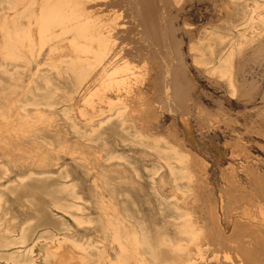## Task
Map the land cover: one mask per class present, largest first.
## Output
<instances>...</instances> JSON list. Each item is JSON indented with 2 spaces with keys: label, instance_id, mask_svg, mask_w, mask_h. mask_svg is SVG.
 <instances>
[{
  "label": "rangeland",
  "instance_id": "rangeland-1",
  "mask_svg": "<svg viewBox=\"0 0 264 264\" xmlns=\"http://www.w3.org/2000/svg\"><path fill=\"white\" fill-rule=\"evenodd\" d=\"M257 2L261 4L264 0H249L250 7ZM151 5L148 9L152 14ZM164 6L175 16L171 20L179 28L176 34L183 40L185 57L196 79L193 110L201 120L190 116L193 139L168 110L160 108L156 110L158 118L148 122L147 131H143L148 136L143 137V142L133 137V128L123 129L119 117L107 110L95 113L93 127H87L88 133L94 128L92 136L77 134L60 109L69 108L78 92L68 74H58L48 65L51 48H45L29 66L7 62L0 53V69L8 71L6 75L0 74L2 109L12 107L18 98L31 97L29 87L40 95L51 87V93L60 99L68 96L74 99L59 103V111L52 116L47 133L56 148L47 154L45 167L46 175L57 177L59 170L66 167L73 176L79 197L70 200L74 204L70 210L80 221L51 202L52 195L61 197V202L70 198L61 190L58 180L46 184V192L43 185H33L19 193L0 186V223L15 230L30 226L31 231L43 235L33 249V264H46V249L53 245L49 238L52 234L59 237L67 234L70 240L83 244L90 254L89 264H101L102 260L103 264L115 262L121 250L108 227V219L113 215L121 221L122 232L128 230L146 237L159 250L161 264H182L195 258L196 243L181 232L185 219H190L201 231L197 244L208 251V256L212 252L234 254L245 249L251 264H264V240L258 239L264 238V192L250 176L255 175L264 185V26L258 23V10L251 14L254 17L251 25V15L243 14V0H179L177 4L165 1ZM58 44L60 51L54 52L58 55L56 60L67 59L71 52L66 41ZM190 44L193 50L189 49ZM192 54L201 59L198 66ZM226 59L232 71L231 82L219 69ZM42 75L50 78L48 85ZM250 81L255 82L254 89ZM141 89L148 90L149 84ZM174 136L184 141L183 147L190 156L197 158V165L191 166L192 180L177 177L168 168L166 159L177 164L168 147L169 143L177 144ZM15 152V156L6 154L0 148V160L12 172L8 180L0 181L5 186L26 173L18 169L22 159ZM96 182L107 183L110 188L98 193ZM34 189L38 192L34 193ZM101 195L110 205L105 209L107 214L100 206ZM25 198L34 201L35 206ZM221 203L232 207L229 228L222 218ZM245 206L253 210L254 219L242 215L240 207ZM240 218L249 223L236 227ZM62 221L71 229H63ZM163 238L187 249L172 252ZM4 250L5 257L17 251L15 246ZM101 251H106L107 257L99 261ZM138 257L154 262L146 245L139 250ZM67 259L68 264L78 261L74 257ZM129 259L131 264L137 261L135 255ZM6 263L13 264L11 260Z\"/></svg>",
  "mask_w": 264,
  "mask_h": 264
},
{
  "label": "bare ground",
  "instance_id": "bare-ground-1",
  "mask_svg": "<svg viewBox=\"0 0 264 264\" xmlns=\"http://www.w3.org/2000/svg\"><path fill=\"white\" fill-rule=\"evenodd\" d=\"M165 1L175 4L179 2V0H135V3L134 0H6V2L3 0L0 6V53L7 62L29 66L45 48H51L48 65L56 69L58 74H68L78 92L74 98L76 100L69 108L66 106L60 109L72 122L77 134L92 136L94 128L88 133L87 127H93L92 119L95 113L107 110L119 117L123 129L133 128V137L143 142V137H148L143 131H147L148 122L158 118L156 110L160 108L163 111L168 110L173 115V120L175 122L177 120L179 126L193 139L190 116L194 115L201 120L199 113L193 110L192 91L196 86V79L185 57L183 40L176 34L179 28L171 20L175 16L172 17L166 9ZM150 4L152 14L148 9ZM263 9L264 2L261 4L257 2L251 8L249 0H243L244 16L249 17L258 10V23L261 26H264ZM250 20L252 25L253 15ZM63 40L66 41L71 55L67 59L56 60L55 57L58 55L54 52L60 51L58 43ZM189 49L193 50L194 46L190 44ZM192 55L194 64L198 66L201 59ZM227 60L219 69L231 82L232 71ZM6 72L7 69H0V74L6 75ZM42 77L48 85L50 78L45 75ZM146 83L149 84V89H141ZM249 83L254 89L255 82ZM27 89L31 97L24 100L18 98L16 102H12V107L5 109L0 107V148L4 153L14 156L17 150L19 158L22 159L18 169L26 173L18 176L12 185L5 186L0 182V186L19 193L22 190L27 191L33 185H43L42 190L46 192L48 189L46 184L51 180H58L62 185L61 190L70 198L66 200L67 202H61V197L54 198L55 195H52L51 202L55 208L62 209L80 221L70 210L74 205L70 200L79 197L77 184L72 181L73 176L66 167L59 170L57 177L46 175L48 171L45 167L47 154L56 148L55 142L49 139L47 133L52 116L59 111V103L74 99L69 96L60 99L59 95L51 93L53 90L51 87L47 93L41 95L34 92L32 87ZM82 127H86L85 131L81 130ZM128 134L131 132L128 131ZM175 139L177 144L169 143L168 147L173 152L177 164L166 159L168 168L171 174L192 180L191 166L197 165V158L195 155L190 156V152L184 149L183 140L176 137ZM204 167L205 163L202 162L201 168ZM11 173L9 167L0 160V181L8 180ZM250 176L253 181L256 179V185L264 192L263 182L251 173ZM95 187L101 194L110 188L104 182H96ZM33 191L38 192L35 189ZM26 200L35 206L34 201L25 198ZM99 202L106 213L105 209L110 205L102 195ZM213 202L215 206L216 203ZM221 207L224 224L229 228L232 207L223 203ZM240 208L243 216L255 218L251 208L247 206ZM120 222L116 215L108 219L113 240L121 250L117 260L111 264H131L129 258L132 255L136 256L135 264H161L158 261L159 250L152 246L146 237L128 230L122 232ZM239 223L245 226L249 222L240 218L236 221V227ZM62 228L71 229L64 221ZM181 232L188 235L191 242L196 243L195 258L184 260L182 264H203L204 261H209V257L210 261L207 264H251L245 256L248 254L245 249L234 254L224 252L219 255L212 252L208 256V251L197 244L201 231L190 219L184 220ZM42 237L43 235L31 231L30 226H21L15 230L0 223V264H7V260H11L13 264H33L35 262L33 249ZM49 238L53 245L46 249V264H68V257L77 258L78 261L72 264H89L90 254L77 240H70L67 234L61 237L52 234ZM258 239L264 240L263 237ZM163 240L172 252L178 253L187 249V246L181 243L173 244L167 243L165 238ZM67 242L71 243V247L67 246ZM145 245L152 253L153 263L138 257L139 250ZM12 246H15L17 251L8 253V257H5L4 249ZM105 252L99 253L102 255L99 261L107 257ZM103 263L102 260L101 264Z\"/></svg>",
  "mask_w": 264,
  "mask_h": 264
}]
</instances>
